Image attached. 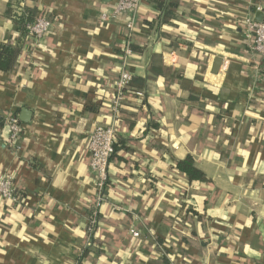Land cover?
Instances as JSON below:
<instances>
[{
  "label": "crops",
  "instance_id": "obj_1",
  "mask_svg": "<svg viewBox=\"0 0 264 264\" xmlns=\"http://www.w3.org/2000/svg\"><path fill=\"white\" fill-rule=\"evenodd\" d=\"M116 1L0 0V41L21 38L0 71V174L18 198L0 196V264H264V57L245 22L257 0H143L131 31L128 15L102 20ZM20 2L51 19L42 38L20 35ZM124 64L144 82L115 113ZM23 110L15 150L4 121ZM97 124L117 141L90 237ZM187 155L206 181L177 168Z\"/></svg>",
  "mask_w": 264,
  "mask_h": 264
},
{
  "label": "built area",
  "instance_id": "obj_2",
  "mask_svg": "<svg viewBox=\"0 0 264 264\" xmlns=\"http://www.w3.org/2000/svg\"><path fill=\"white\" fill-rule=\"evenodd\" d=\"M143 0H117L112 14L103 12L101 15L102 20H108L110 16L116 17L120 14L129 16L127 28L131 31L134 27V20ZM24 3L20 2L16 8V13L21 16L27 13L23 7ZM255 11L264 12V0H257ZM25 12V13H24ZM246 26L252 36L251 49L255 53L264 57V21L259 22L254 19V15L245 20ZM52 24L44 14H38L33 20L26 23V30L29 35L35 39L42 38L48 31ZM132 52L129 43L126 46V54ZM126 61V60H125ZM132 73L128 71L126 64L121 69L119 80L116 84V95L113 99V111L118 113L122 100L125 96V90L129 87V82L132 79ZM142 94L141 92H138ZM4 125L8 130V139L13 149L18 150V140L22 133V121L17 113L8 114L5 117ZM117 141V131L114 124H97L89 134L88 151L90 153L89 168L95 174L96 194L93 209L89 215L88 235L91 237L99 223L100 207L108 200L107 188L109 180V168L112 157L115 153V144ZM0 196L3 199L18 198L15 195V187L13 177L0 174ZM133 236L138 237L139 231L131 228Z\"/></svg>",
  "mask_w": 264,
  "mask_h": 264
},
{
  "label": "trees",
  "instance_id": "obj_3",
  "mask_svg": "<svg viewBox=\"0 0 264 264\" xmlns=\"http://www.w3.org/2000/svg\"><path fill=\"white\" fill-rule=\"evenodd\" d=\"M158 4V7L163 8L164 0H155ZM175 2H170L168 6H174ZM27 15L23 14L21 16L15 17L16 23L18 25V30L21 36L29 35L26 30V23L33 20L35 14L38 12L37 8H32L27 11ZM171 12H166V17L170 16ZM32 37L31 35H29ZM21 38L16 40V43H4L0 41V71L9 72L14 69L17 60L21 53ZM132 48L135 47L132 45ZM144 80L141 77L132 76L131 81L129 82V86L132 85H141ZM127 89V88H126ZM0 124H3V121L0 119ZM177 168L185 173L190 182L198 180V181H206L207 177L205 173L197 168L194 164V159L191 155H187L185 158L180 159L177 162Z\"/></svg>",
  "mask_w": 264,
  "mask_h": 264
},
{
  "label": "water",
  "instance_id": "obj_4",
  "mask_svg": "<svg viewBox=\"0 0 264 264\" xmlns=\"http://www.w3.org/2000/svg\"><path fill=\"white\" fill-rule=\"evenodd\" d=\"M254 19L256 21L263 22L264 21V12L263 11H257L255 13ZM221 63H222V57L219 56L215 59L214 68H213L214 73H217L219 71ZM29 114L30 113L28 112V110H23L22 115L20 116L21 120L27 122L29 119V116H30Z\"/></svg>",
  "mask_w": 264,
  "mask_h": 264
}]
</instances>
